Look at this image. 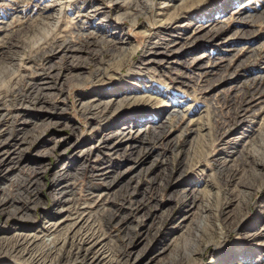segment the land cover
Wrapping results in <instances>:
<instances>
[{
    "label": "rangeland",
    "instance_id": "rangeland-1",
    "mask_svg": "<svg viewBox=\"0 0 264 264\" xmlns=\"http://www.w3.org/2000/svg\"><path fill=\"white\" fill-rule=\"evenodd\" d=\"M62 185L104 264H264V0H0V264Z\"/></svg>",
    "mask_w": 264,
    "mask_h": 264
},
{
    "label": "bare ground",
    "instance_id": "bare-ground-1",
    "mask_svg": "<svg viewBox=\"0 0 264 264\" xmlns=\"http://www.w3.org/2000/svg\"><path fill=\"white\" fill-rule=\"evenodd\" d=\"M155 43L156 42L151 43L150 41H148L147 44H145L144 48L146 49V52L148 47L154 46ZM39 90H41V88H39L38 91ZM145 92H149V94H151L154 91L148 90ZM150 96L148 97V99H150ZM128 97L131 98V94H129ZM123 98L126 99L127 96ZM112 102H114V100L110 101V103L104 104L100 100H97L95 98L89 104L83 106L85 108L84 114L86 116L101 117L104 112L112 109ZM175 109L172 112H175ZM246 110L247 107L241 110V116L243 119L246 118L248 112ZM86 111L89 113H87ZM176 112L180 113L178 114V116H180L181 118H185V113L183 114L182 112H179V110H177ZM130 123L131 121L123 122V127H121V130H123V128L125 126H128V124ZM164 125L165 124L162 123L160 126L163 127ZM126 130L120 131L121 135H124L126 132H128V129ZM61 187L62 188L60 190H57V194L60 197V209L58 211V214L54 215L53 219L45 221L41 224L40 232L38 231L41 236L37 234H18L17 236H15L14 241L12 242L13 244L10 248V251L12 253L22 252L31 257V252H33L32 250H34V248L38 244L40 245L42 243L45 245L47 244L48 248L46 253L44 252L38 254L36 252L37 256L34 257L40 264H59L62 261H64L66 264L71 262H81L83 264H104L105 260L108 257L105 239L103 233L101 232V226H95L96 223L94 222L93 218H91L90 213L93 208L102 204V194H90V196L88 197V201L79 202L69 195L68 185H62ZM42 244L40 246H43ZM240 258V261L243 260ZM230 259L231 261L236 259L238 260V255H235ZM191 261H193V258L189 259L187 262Z\"/></svg>",
    "mask_w": 264,
    "mask_h": 264
}]
</instances>
